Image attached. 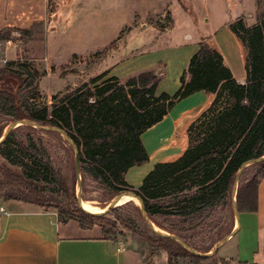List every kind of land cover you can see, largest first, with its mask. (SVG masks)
Listing matches in <instances>:
<instances>
[{"label": "trees", "instance_id": "1", "mask_svg": "<svg viewBox=\"0 0 264 264\" xmlns=\"http://www.w3.org/2000/svg\"><path fill=\"white\" fill-rule=\"evenodd\" d=\"M178 2L187 9L183 0ZM227 28L240 47L246 74L243 83L235 79L225 64L218 45L211 38H203L172 95L159 89L160 71H142L122 82L106 69L88 81L53 94L49 106H40L31 101L38 90V72L17 61V69L0 68V81L5 84L0 89V111L13 121L28 119L63 129L79 150L81 173L110 194H136L147 216L158 227L162 226L158 222L161 215L190 219L209 217L220 207L233 211L232 186L238 168L264 154V19L248 25L243 15L230 16ZM11 31H0V39H9ZM121 37L120 34L95 52V56L108 55ZM200 90L205 93V101L184 114L176 126L177 131L186 129L188 137L182 151L154 163L138 187L130 185L125 172L150 159L143 133L165 120L176 102ZM17 128L9 131L0 143L1 156L20 168L18 172L3 169L0 198L53 207L60 221L75 219L83 228L98 225L107 237L124 233L118 222L107 216L116 207L95 215L84 212L72 199H59L63 180L42 138L27 134L23 142L17 138ZM167 145L181 146L180 138L172 136ZM252 165L253 174L240 180L237 187L238 212L257 210V188L264 179V160ZM119 223H123L121 219ZM168 232L175 234L172 229ZM160 239L166 244L167 264L173 263L174 255L188 257L195 264L208 258L193 254L170 237Z\"/></svg>", "mask_w": 264, "mask_h": 264}, {"label": "rangeland", "instance_id": "2", "mask_svg": "<svg viewBox=\"0 0 264 264\" xmlns=\"http://www.w3.org/2000/svg\"><path fill=\"white\" fill-rule=\"evenodd\" d=\"M59 2L60 4L56 5L55 1L49 0V11L51 12L49 28L54 26L58 27L55 16H57L60 11L59 8H63V1L58 0V3ZM246 2L245 0L244 10L249 8H247ZM164 3L165 0H85V5L80 9L79 14L77 12L75 14L76 16L71 15L61 26L59 32L54 31L55 28H52L53 30H46L44 27L37 29L35 33L31 31L20 32L13 30L9 35V40L12 41L11 43L6 42L8 39H0V41H2L0 58L3 57L7 59L6 63L0 60V68L10 67L12 69H17L16 63L23 62L31 70L37 71L40 80L37 84L38 90L32 95L33 98H31V101L40 106H49L51 96L59 90H63L65 87L67 88L70 86L69 83L77 76L79 78V74L80 76L83 75V77L79 79V81L82 82L86 77L96 75L112 65L119 63L120 67L116 70V73L120 75V77H118L120 81L124 82L128 77L134 76L142 71L156 70L160 71L162 75L159 84L160 90L173 94L177 87L176 79L178 73L182 71L186 63V60H184L185 57L182 58V53L175 52L174 49L168 45V42L162 38L163 35L154 42L153 37L156 35L155 31L149 29L152 26L160 24L158 19L162 20V24L166 26L169 25L166 16H141L138 14L133 18V12L135 11L147 13L148 10L149 14L153 15L161 9ZM193 3L194 6L191 8L192 15L198 20L199 31L202 34L206 33V31L209 32L208 25L202 22L203 18L208 17L204 16L205 14L211 15L209 16L211 19L210 24L218 27H223L224 20L228 22L230 19V16H217L225 7L224 0H219V2L218 0H194ZM93 6L100 10L109 9L110 12L112 11L111 16H107V24H110L109 30H107L108 34L96 40L87 33L89 32L87 30L94 21L90 12L91 9L94 8ZM230 6H232V4H230ZM235 6L237 5L235 4ZM231 9L232 13L239 11L237 8H234V6ZM116 11L119 13H116ZM226 14L229 15L228 12ZM243 16L248 25L257 24L263 20L264 0H252L247 14ZM103 24H106V20ZM123 24L130 25V27H125L117 45L108 53V55L111 54L112 51L119 46V49L115 51L111 57H107V54L96 57L95 52L84 55L75 54L68 57V53L73 49H92L93 51L104 49V46L101 47L102 42H110L116 39L114 36L117 32V28ZM143 28L146 29L144 30ZM34 34L37 36L35 37ZM124 42L128 44L123 46ZM85 45L87 46L84 47ZM45 49L49 51L53 60L45 59ZM13 61H15V63ZM81 72H83V74H81ZM3 86H5V84L4 81L1 80L0 89H2ZM12 86L14 89L15 85L13 84ZM191 101L192 99L180 101L164 123L146 133L145 140H149L153 137H156V141L161 139L162 136L158 135L161 133V130L169 128L168 125L171 124L177 111L183 108V106L188 105ZM12 121L13 119L0 111V130L9 125ZM27 134L42 138V144L51 157L53 165L60 171L63 180V189H61L62 191L58 198L62 201L72 199L73 203L75 202L76 205V190L78 185L76 183L73 148L56 133L33 130L26 125H21L16 129L17 138L23 142ZM176 136L180 138L181 146L173 147V150L166 151L164 150L165 147L161 146L149 153L150 158L156 160L165 153L167 156L179 154L183 146L188 142L186 129L183 132L177 131ZM146 146L149 148V144H146ZM152 160L132 167L126 174V178H128L131 183L137 184L138 187L142 177L152 165ZM3 169L12 172H18L20 170L19 167L10 165L0 156V179L3 175ZM254 171V165L247 166L242 172L240 180L252 175ZM80 194L83 202L86 200L93 204L86 205V207L90 209L102 208L117 195L110 194L105 190L103 191L95 181L84 173H81ZM138 206L139 205L135 204V202L128 201L117 206L113 213H107L108 217L118 222V228L124 230V233L116 234L111 238L126 241L129 240V237H133L142 240V242L146 244L145 249L143 250L142 248V254L146 253L148 247L149 250L152 248V251L158 250L159 252L155 253L152 258V264H164L166 255L163 249L166 244L143 220ZM120 219L123 223H119ZM66 220H68V218ZM158 222L162 225L159 226V228L167 232L168 229H172L175 231V234L182 237V240L186 244L204 253L211 251L213 247L231 231L234 223V214L231 208L227 207L223 209L220 207L213 215L206 218L198 216L185 219L178 216L161 215L158 218ZM133 228H136V230H132ZM124 235L128 237L126 238ZM224 248L225 247L220 249L219 253L223 252ZM172 259V264H195L190 258L182 255H174ZM216 259L217 257L211 255L208 256L207 259L201 260L196 264H211L212 262V264H215ZM218 264H221V262Z\"/></svg>", "mask_w": 264, "mask_h": 264}, {"label": "crops", "instance_id": "3", "mask_svg": "<svg viewBox=\"0 0 264 264\" xmlns=\"http://www.w3.org/2000/svg\"><path fill=\"white\" fill-rule=\"evenodd\" d=\"M53 1H55L56 5L60 4L58 0ZM62 1L63 8H59L60 11L55 16L58 27L49 28L51 15L49 0H0V31L6 29L16 31L20 29L35 33L37 29L44 27L46 30L55 28L54 31L59 32L65 21L71 15L76 16L77 12L79 14L80 9L85 5V0ZM193 1L183 0L187 8L185 10L178 0H165L161 9L155 14L150 15L148 10L147 13L135 11L133 12V18L138 14L141 16H166L169 25L162 24V20L158 19L160 25L163 26L157 24V26H152L149 29L155 31L154 42L163 35L162 38L168 42V45L175 52L182 53V58L185 57L186 63L176 79V90L180 86L179 78L187 68L190 56L203 38H211L218 45L225 64L230 68L235 79L243 83L246 74L240 47L233 34L228 30L227 21L224 20L223 22L224 28L222 26H214L210 24L211 19L209 16L211 15L205 14L204 16L208 17L203 18L202 22L208 25L209 32L200 33L198 20L192 15ZM246 1L247 8H250L252 0ZM244 2L245 0H224L226 8L224 7L217 16H232V18H236L237 16L246 15L249 8L244 10ZM233 6L239 11L232 13L231 8ZM93 7L90 12L94 21L87 30L89 32H86L96 40L108 34L107 30H109L110 24H107V16H111L112 11ZM227 12L229 15L226 14ZM116 13L119 12L116 11ZM105 20L106 24H103ZM125 27H130V25L123 24L119 26L114 38H117ZM146 28L143 29L145 30ZM34 35L35 37L37 36L36 34ZM110 42H102L101 47H106ZM127 44V42H124L123 46ZM118 49L119 46L107 57H111ZM98 51L101 50L73 49L68 53V57L70 55H84ZM44 56L46 60H53L47 49L44 50ZM119 67L120 63L109 67V75L120 77L116 73ZM81 77L83 75L80 76L79 74V78L78 76L74 78L69 85L71 87L78 85L81 83L79 81ZM91 77H86L82 82L88 81ZM65 89L66 87L63 90ZM205 98L204 91L200 90L180 100L182 102L192 99L188 105L177 111L171 124L168 125L169 128L161 130L158 135L162 137L158 141H156V137L145 140L146 133L164 123L180 101L173 105L165 120L143 133L142 140L147 153L149 154L161 146L165 147V151L173 150L174 148L167 144L172 136H176L178 122L184 114L199 108ZM146 144H149V148ZM165 155L167 154H163L162 157L156 160L150 158L149 161L152 160V165L146 173L152 168L154 163L160 161ZM132 167L125 172L124 177L130 185L136 188L137 184L131 183L126 178V174ZM0 207H3L6 211L5 214L0 213V264H149L150 260V264H152L153 256L159 252L158 250L152 251V248L149 250L148 247L146 253L142 254V248L144 250L146 246L142 240L129 237V240L123 241L107 237L98 225L83 228L75 219L61 222L58 219L56 209L52 207L14 198H0ZM125 237L127 238L128 236ZM223 247H225L223 252L219 253ZM164 252L166 255L164 264H167L168 254L165 250ZM213 256L217 257L215 264L220 263V260H224L223 264H264V179L260 181L257 188V210L254 212H239V226L235 233L218 248Z\"/></svg>", "mask_w": 264, "mask_h": 264}, {"label": "water", "instance_id": "4", "mask_svg": "<svg viewBox=\"0 0 264 264\" xmlns=\"http://www.w3.org/2000/svg\"><path fill=\"white\" fill-rule=\"evenodd\" d=\"M21 125H29V126H32V127L36 128V129L43 130V131L57 132L73 148V151H74V165H75V173H76V183L78 185L77 190H76V201H77L78 206L84 212L89 213V214H95V215L104 214V213L108 212L111 208H114V207H117V206L121 205V204H118V202H119V200H120V198H121V196L123 194H126V193L130 194V195L135 196V197L138 198L139 203H140L139 206H138L140 208V214H141L143 220L147 223V225L150 227V229L157 236L170 237V238L174 239L175 241H177L186 250L192 252L193 254L202 255V256H211V255H213L218 250V248L229 237H231L235 233L237 227L239 226V212H238V209H237L235 195H236V191H237V187H238V184H239V181H240L241 174H242V172L244 171V169L247 166L259 163V162L264 160V154H263L262 156H259V157L255 158V159H251V160L243 162L240 165V167L238 168V170H237V172L235 174L234 183H233V186H232V209H233V213H234V223H233L232 229L220 242H218L213 247V249L211 251L203 253V252L197 251L196 249H194L191 246H189L188 244H186L178 235L169 233V232L165 231L164 229L161 230V228H159L157 225H155L149 219V217L147 216V213H146V211L144 209L143 202H142L141 198L138 197L133 192H122V193H119V194L115 195L107 204H105L103 206L104 210H102L101 212H91V211L86 210L82 206V198H81V194H80V191H81V169H80V163H79V150H78L76 144L73 142V140L66 134V132L63 129H61V128L57 127V126L40 125V124H38V123H36L35 121H32V120L21 119V120H14L9 125L4 127L3 132L0 135V143L4 140V138L9 133V131H11L12 129H15V128L21 126Z\"/></svg>", "mask_w": 264, "mask_h": 264}, {"label": "bare ground", "instance_id": "5", "mask_svg": "<svg viewBox=\"0 0 264 264\" xmlns=\"http://www.w3.org/2000/svg\"><path fill=\"white\" fill-rule=\"evenodd\" d=\"M128 201H133V202H135V204H137V205L140 204V203H139V200H138L137 197L132 196V195L127 194V193H126V194H123V195L121 196V198H120L118 204H124V203H126V202H128ZM86 205H93V204L90 203V201H86V200H85V201L83 202V200H82V206H83L86 210H88V211H91V212H101L102 210H104L103 207H102V208H99V209H90V208H87ZM157 228H158V227H157ZM161 230H163V229H161Z\"/></svg>", "mask_w": 264, "mask_h": 264}, {"label": "built area", "instance_id": "6", "mask_svg": "<svg viewBox=\"0 0 264 264\" xmlns=\"http://www.w3.org/2000/svg\"><path fill=\"white\" fill-rule=\"evenodd\" d=\"M6 42L7 43H11L12 41L8 39V40H6ZM1 48H2V41H0V52H1ZM0 60L2 62H4V63H6V61H7V59L6 58H3V57H1ZM0 213H4V214L6 213V211L4 210L3 207H0ZM221 264H223V263H221Z\"/></svg>", "mask_w": 264, "mask_h": 264}]
</instances>
